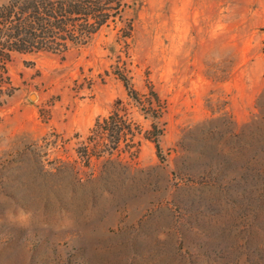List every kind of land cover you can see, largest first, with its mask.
<instances>
[{
  "label": "rangeland",
  "instance_id": "374dc122",
  "mask_svg": "<svg viewBox=\"0 0 264 264\" xmlns=\"http://www.w3.org/2000/svg\"><path fill=\"white\" fill-rule=\"evenodd\" d=\"M7 70L0 264H264V0H135Z\"/></svg>",
  "mask_w": 264,
  "mask_h": 264
},
{
  "label": "trees",
  "instance_id": "16d2710c",
  "mask_svg": "<svg viewBox=\"0 0 264 264\" xmlns=\"http://www.w3.org/2000/svg\"><path fill=\"white\" fill-rule=\"evenodd\" d=\"M134 4L135 0H8L1 4L0 97L8 98L15 90L7 70L15 53L64 54L85 47ZM117 117L114 112L102 121L96 118L90 132L100 126L118 144L122 130Z\"/></svg>",
  "mask_w": 264,
  "mask_h": 264
},
{
  "label": "crops",
  "instance_id": "0c3cea01",
  "mask_svg": "<svg viewBox=\"0 0 264 264\" xmlns=\"http://www.w3.org/2000/svg\"><path fill=\"white\" fill-rule=\"evenodd\" d=\"M11 97H12V95H11L10 97H8V99H9V98H11ZM7 101H8V100H6V102L4 103V105H6V104H7Z\"/></svg>",
  "mask_w": 264,
  "mask_h": 264
}]
</instances>
